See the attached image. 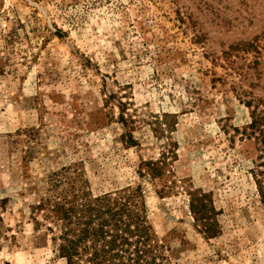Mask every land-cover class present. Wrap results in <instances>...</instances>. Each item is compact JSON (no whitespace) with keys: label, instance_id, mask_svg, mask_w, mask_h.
<instances>
[{"label":"rangeland","instance_id":"rangeland-1","mask_svg":"<svg viewBox=\"0 0 264 264\" xmlns=\"http://www.w3.org/2000/svg\"><path fill=\"white\" fill-rule=\"evenodd\" d=\"M249 96L264 0H0V264H64L34 218L72 162L131 195L171 264H264Z\"/></svg>","mask_w":264,"mask_h":264},{"label":"trees","instance_id":"trees-1","mask_svg":"<svg viewBox=\"0 0 264 264\" xmlns=\"http://www.w3.org/2000/svg\"><path fill=\"white\" fill-rule=\"evenodd\" d=\"M245 43L250 44L242 41L227 48ZM246 98L243 103L249 108L250 120L245 128L255 142V171L264 186V97ZM143 164L150 176L160 174L156 161ZM206 196L192 198L189 207L193 219L202 220L204 232L209 234L203 201ZM36 213L40 219L35 217L34 223L45 226L54 255L64 264H171L163 250L165 245L131 195L119 189L93 194L77 162L49 172L46 194Z\"/></svg>","mask_w":264,"mask_h":264}]
</instances>
